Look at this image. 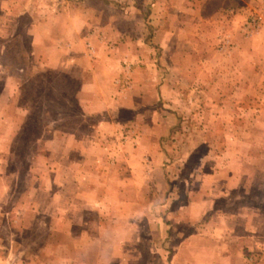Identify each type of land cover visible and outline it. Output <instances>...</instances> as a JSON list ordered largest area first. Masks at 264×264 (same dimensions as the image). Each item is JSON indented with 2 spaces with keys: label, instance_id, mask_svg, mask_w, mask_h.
<instances>
[{
  "label": "rangeland",
  "instance_id": "obj_1",
  "mask_svg": "<svg viewBox=\"0 0 264 264\" xmlns=\"http://www.w3.org/2000/svg\"><path fill=\"white\" fill-rule=\"evenodd\" d=\"M14 1L0 7V254L264 264V0ZM59 10L120 37L53 70L32 28L67 38Z\"/></svg>",
  "mask_w": 264,
  "mask_h": 264
},
{
  "label": "crops",
  "instance_id": "obj_2",
  "mask_svg": "<svg viewBox=\"0 0 264 264\" xmlns=\"http://www.w3.org/2000/svg\"><path fill=\"white\" fill-rule=\"evenodd\" d=\"M29 1H31V0H29ZM29 1H27L28 4L22 5L21 7H30V4H29L30 2ZM69 1L79 5L80 9H82L81 12L83 11L82 7H84L87 4V0H68V2ZM14 2H16V1L13 0L11 3H9V2H5V0H0V7H5V6H3L4 4H6V7H9V6L10 7H15L13 5ZM44 3L46 5L45 6L41 5V7H54L53 3H55V0H44ZM125 6L126 5H124V7ZM77 7L78 6H76V8ZM80 9H79V11H80ZM58 13H57L58 14L57 18L60 20L59 23H60V27L62 28L61 30H63V33L67 36V38L62 39V40L60 39L58 41L56 38L54 39L51 35L49 37L46 34H41L40 28L43 27V25L41 23H39V24L35 23L33 25V28H32L33 29V34H34L33 38H34L35 41H42L40 36H43L44 41H42V42H43V44H45V50L50 55L49 56V59H50L49 65H47V66L50 67L53 70H63L65 68L72 67L75 64L78 67H80L79 66V59L82 56H80V55L77 56L76 54L79 52L80 46H86L87 47V43L88 42H89L90 46L94 47V48H92L93 50L94 49L97 50L98 44H102V43H104L106 41H107L106 42V44H107L108 42H112V40H113V38L115 36H119L120 37V35L118 33V30L115 28L116 25H115V27H113L112 26V22L111 23L109 22V24L105 25V26H104L105 23H103V24L99 23V25H96V29L93 30V31L91 30L92 28L90 30L88 29V30L85 31V29H84V30L80 31V30L76 29V23L77 22L75 20H74L75 23L73 22V24L71 23V25L69 23L73 19L72 18L73 15H77V14H75V13L73 14V13L67 11V10H65L64 12L59 10ZM75 19H77V16H75ZM51 20L52 19L50 17V21L48 22V24L51 22ZM37 21H39V20H37ZM48 24H47V26H49ZM44 26L47 27L46 25H44ZM114 28L116 29V31H115ZM107 32H109V34H107ZM47 33H49V32L47 31ZM100 40H102L103 42L100 41ZM52 41H53V43H51ZM62 41L64 43L60 47L59 51L62 52L64 54V56H63V59H60V57L57 58L55 54H51L52 53L51 44L52 45H59L60 42H62ZM97 51H91V55H93L95 53H96L95 56H97V54L99 55V52H97ZM110 53H112V52H109V54ZM116 59H119V56H117L115 58V56L112 55L110 58H108V57L106 59L103 58L104 61L108 60L109 64H113L114 62L116 63L117 62ZM81 70L83 71V69H81ZM84 72H85L84 75L86 77H92L96 73V71L94 72V70H92L91 72L86 70ZM93 72H94V74H92ZM105 74H108V73L105 72ZM110 75H108V77H110ZM107 82H108V80H106V79L103 81V83H105V84ZM87 91L88 90L85 89V92H87ZM84 106H87V104H85V102H84ZM89 106H91V105H89ZM0 250L3 252V247L1 246V244H0ZM2 252L0 254V264H16V262L12 261V257L11 256H8V255L5 256V254L2 253ZM27 263L29 264L30 261L27 260Z\"/></svg>",
  "mask_w": 264,
  "mask_h": 264
}]
</instances>
